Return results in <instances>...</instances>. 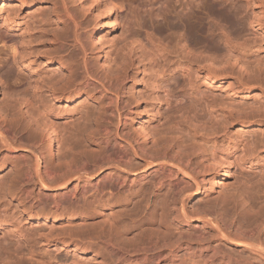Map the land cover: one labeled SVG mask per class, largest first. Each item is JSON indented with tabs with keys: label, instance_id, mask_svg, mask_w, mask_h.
<instances>
[{
	"label": "bare ground",
	"instance_id": "1",
	"mask_svg": "<svg viewBox=\"0 0 264 264\" xmlns=\"http://www.w3.org/2000/svg\"><path fill=\"white\" fill-rule=\"evenodd\" d=\"M34 1L40 12L30 29L8 31L19 28L21 6ZM210 1L0 0V21L7 28H0V166L15 170L1 192L6 212L0 224L8 212L18 224L28 218L43 223L2 254L3 264H89L87 253L98 264L138 258L156 264H264V177L253 191L246 182L219 205L187 209V200L207 189L210 173L214 188L235 164L252 165L264 152V0H246L244 6ZM160 18L176 21L166 36L155 27ZM119 24L121 36L109 40ZM190 25L204 42L191 37ZM109 43L116 52L114 68L100 69L90 54L96 48L104 67ZM135 59L153 65L154 100L175 103L185 126L175 123L158 134L138 107L131 131L135 109L123 110L131 106L123 83ZM82 94L80 103L91 105L80 137V118L72 119L69 106ZM63 100L57 112L55 101ZM114 118L122 128H113L119 123ZM136 157L143 163H134ZM106 165L109 170L100 174ZM144 198L146 212L165 232L161 244L168 252L157 250L158 237L129 235L124 217ZM91 206L109 223L84 232L78 224ZM209 228L215 239L203 243ZM226 246L248 253L234 255L235 248Z\"/></svg>",
	"mask_w": 264,
	"mask_h": 264
},
{
	"label": "rangeland",
	"instance_id": "2",
	"mask_svg": "<svg viewBox=\"0 0 264 264\" xmlns=\"http://www.w3.org/2000/svg\"><path fill=\"white\" fill-rule=\"evenodd\" d=\"M246 0H237L238 4H243L241 6L245 5ZM37 1L32 2L31 4L28 5H22L21 6V17L19 18V28H13L10 31L11 33L13 32V34H19V33H23V31L26 33V29H28L30 27V24L32 22V20H34L32 17L33 16H38L39 15V10L40 8H35V4L37 5ZM211 4L210 0H207V5ZM8 6V5H7ZM49 4H45L43 5L44 9H45V13L47 10V13L49 12V8H48ZM31 7V8H30ZM43 10V8H42ZM123 11V10H122ZM44 12L42 14H44ZM160 18L159 21L155 22V27H157L158 29H160L162 31V35L166 36L167 34L170 33V29L172 28V26L176 23L175 20H162ZM28 25V26H26ZM243 25L244 27H248L250 28V23H249V19L245 18L243 21ZM0 28L2 30H7L6 26L4 24H2V21H0ZM247 28V29H248ZM30 29V28H29ZM87 33V37H90V34L92 33V26L85 28L84 30ZM123 31V25L119 24L118 29L112 33L109 36V40L110 39H116L119 36H121ZM189 32L190 35L193 39H196L200 42H204V38L200 35V32H198V27L194 26V25H190L189 28ZM106 50L109 52L108 53V63L104 66L101 67V63L102 61L99 60L96 56V48H94V50L91 52L90 56H91V62L94 66L100 68V69H112L114 68V59L116 58V52L113 51V47H112V43L107 44L106 46ZM173 57V54L170 55ZM44 72H40L41 75L45 76L46 72L45 70H43ZM45 74V75H44ZM155 72L153 69V65L148 61V60H142V61H138V60H134L133 64L130 67V77L124 81L123 85H124V89H125V94H124V98L127 102H129L131 104V106L127 103L124 104L123 110H128L127 108H133L135 109L132 114V117L129 121V127L131 129V131H136L137 125L135 124V121H137V108L141 107L144 108L145 110V123L150 127V129H154L153 131H156L158 134H160L163 130V128H169L170 126H174L175 123H179V125L181 126H185L186 121L183 120L184 116H181V113H177V108H176V104L172 102H167L163 101V102H157V100H154V91L157 89L156 87V77H155ZM4 94H3V87L0 85V101H4ZM49 99H52V97H50L49 95ZM85 100V95L82 94L81 98H79V100H73L72 102H70L71 106H69L70 109V113L72 115V119L77 121L76 125H75V130L79 133V136L81 137L84 134V130H85V116H87L88 112H89V105H91L90 103L84 104V103H80L81 100ZM65 100L61 101H55V107L57 109V112L60 111L59 107L60 105L62 107H64V102ZM76 101V102H75ZM75 103V104H74ZM89 104V105H88ZM174 104V105H173ZM126 105V107H125ZM128 106V107H127ZM130 106V107H129ZM91 107V106H90ZM74 109V110H73ZM61 113V112H60ZM113 121H115V123L113 125V128L116 129L118 126L122 128V121L118 120V118H114ZM112 121V122H113ZM117 121V122H116ZM121 122V123H120ZM114 123V122H113ZM183 124V125H182ZM117 126V127H116ZM169 126V127H168ZM158 130V131H157ZM165 130V129H164ZM130 131V132H131ZM131 132V134H137ZM155 133V132H154ZM156 133V135H157ZM187 133V132H185ZM132 134V135H133ZM134 135V136H135ZM134 163L136 162H141L143 163V160L141 158L136 157L135 159L133 158ZM8 165V164H3L2 166H0V196H1V192L3 191V188H6V186L9 185V182H11V180H13V178L15 177L13 171H15L14 169ZM103 172H101L100 174H103L104 171L107 172L108 169V165H106L105 167H103L102 169ZM98 170V171H100ZM98 171H96V173L94 174V180H98L100 178V174L98 175ZM214 173H210L208 175V186L207 189L204 191V193L194 196L193 198H191L190 200H187V209L189 211L191 210H196V208L201 207L203 208L202 210L204 211L205 208L207 206H215V205H219V203L222 202L223 199L229 198L231 196H234L241 188L245 187L247 183H249V187L252 190L254 186H256L257 182L260 181L262 179V177H264V152L262 154V156L255 161V163H253L252 165L249 164L247 166H241V165H237L235 164L232 168V170L229 172V174H225L223 176V178L221 179V183H219L218 185L214 186V188L212 187L213 184L211 183L212 178L214 177ZM150 175H148L145 180L141 181L140 183L135 185H132V187H137L139 188V186L145 182H147L149 180ZM247 179H252V182H249ZM256 184V185H255ZM133 188V189H134ZM36 191V190H35ZM187 191V189H186ZM185 190L183 191L186 192ZM190 191V190H189ZM253 191V190H252ZM165 191H162V193H164ZM127 193V192H126ZM182 193V194H183ZM184 197V195L181 196V201L183 202L182 198ZM144 198V201H141V203L138 204V207L135 209V211H129V213L127 214L129 217H124L127 221V226L130 227V236L131 239L132 236H134V238L138 235L142 238H147L148 234H151L152 237H154L155 239L158 237V241L155 240V242H159L160 246V250L157 249L158 251L166 250V252H168V246H165L166 248L163 247V245L161 244V239L165 240V232L162 233L161 229L158 227L159 224L158 222L151 217V215L149 213L146 212V206L148 203V200L146 201ZM180 202V203H182ZM16 203V202H15ZM119 205H121V202H118ZM181 205V204H180ZM132 205H129L128 209L131 208ZM3 209V207L0 208V213L2 215L5 214V210H1ZM127 209V210H128ZM8 214H10L8 216ZM6 219L3 221V223L0 224V263L3 264V259L4 256H2V254L4 252H7L10 248H15L16 246H19L21 244V240H23L24 237L23 234L25 233H29L32 230H34V228H38L41 227L43 225V223H39V222H32L31 219H26L23 220V222H21L20 224L17 223V220L14 216H12V214L10 212H8ZM115 214V213H114ZM99 215L94 211L93 207L91 206L89 210L83 212L82 217H84V221L79 223V230L81 231H87V232H95L98 230H101L102 227H105V225L107 226L109 223V220H107L106 218H104L103 220H100V218L98 217ZM27 217V216H25ZM117 219V217H116ZM107 220V221H106ZM42 224V225H41ZM57 229L56 231H58V229L61 228V226H56ZM63 227V226H62ZM158 227V228H157ZM154 229L156 231H154ZM208 235H210L212 233L215 234L214 230L212 228L208 229ZM160 231V232H159ZM154 233H156L154 235ZM161 233L163 235H161ZM159 235L161 236V238L159 237ZM206 235L205 238L208 239H203V243L204 242H210L213 241L215 239V236H213L211 238V235L208 236ZM213 235V234H212ZM217 237V236H216ZM145 238V239H146ZM20 240V241H19ZM205 240V241H204ZM164 241H162L163 243ZM168 242V241H167ZM164 244V243H163ZM165 245V244H164ZM170 245V244H169ZM157 247V246H156ZM227 247V246H226ZM225 247V248H226ZM229 247V246H228ZM226 248L227 250L230 249ZM153 250V247L149 246V248L147 247V249L149 250ZM234 248L236 250V252L234 253ZM231 247V249H233L234 251L233 254L238 255V253L240 252L243 253V255H246V250L242 249V247L240 246H234ZM53 249V248H51ZM147 249L145 251V253L147 252ZM225 249V250H226ZM230 249V250H231ZM151 250V251H152ZM154 247V252L157 251ZM239 252H238V251ZM243 250V251H242ZM148 251L147 254H153V252ZM63 255H66L67 253L65 251H61L60 252ZM144 253L141 252L139 254V256L141 257V255ZM72 253H70L69 255H71ZM5 255V254H4ZM88 255V259H89V264H98L95 260L92 261V259H94V257L90 254L87 253L85 254V256ZM90 255V256H89ZM242 255V254H241ZM93 257V258H92ZM142 260V261H141ZM11 262L14 260H10ZM92 261V262H91ZM128 261V260H126ZM125 261V262H126ZM85 264H88L85 260L83 261ZM121 263V264H144V263H151V264H156L155 261L152 262H146L141 258L131 261H128L127 263ZM144 262V263H143ZM166 261H162V264H166L168 262ZM82 263V261H81ZM83 263V264H84ZM169 264V263H168Z\"/></svg>",
	"mask_w": 264,
	"mask_h": 264
}]
</instances>
